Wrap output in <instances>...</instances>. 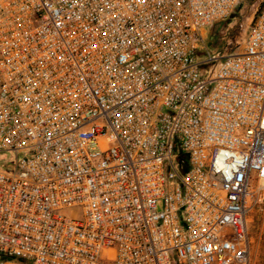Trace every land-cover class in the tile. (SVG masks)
<instances>
[{"label":"built area","instance_id":"obj_1","mask_svg":"<svg viewBox=\"0 0 264 264\" xmlns=\"http://www.w3.org/2000/svg\"><path fill=\"white\" fill-rule=\"evenodd\" d=\"M237 2L0 0V264H250L264 6L203 47Z\"/></svg>","mask_w":264,"mask_h":264},{"label":"rangeland","instance_id":"obj_2","mask_svg":"<svg viewBox=\"0 0 264 264\" xmlns=\"http://www.w3.org/2000/svg\"><path fill=\"white\" fill-rule=\"evenodd\" d=\"M263 4L264 0H238L224 21L205 31L204 49L210 53L220 54L235 51L244 42L248 30ZM12 159L13 155L2 154L0 155V164ZM249 236L251 241L250 264H264V213L254 214Z\"/></svg>","mask_w":264,"mask_h":264},{"label":"trees","instance_id":"obj_3","mask_svg":"<svg viewBox=\"0 0 264 264\" xmlns=\"http://www.w3.org/2000/svg\"><path fill=\"white\" fill-rule=\"evenodd\" d=\"M263 6H264V4L262 5V7H263ZM262 7H261V8H262Z\"/></svg>","mask_w":264,"mask_h":264}]
</instances>
